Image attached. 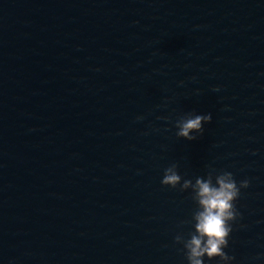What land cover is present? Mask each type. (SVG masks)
<instances>
[{"label":"water","instance_id":"obj_1","mask_svg":"<svg viewBox=\"0 0 264 264\" xmlns=\"http://www.w3.org/2000/svg\"><path fill=\"white\" fill-rule=\"evenodd\" d=\"M225 171L228 264H264V0H0V264H189Z\"/></svg>","mask_w":264,"mask_h":264},{"label":"clouds","instance_id":"obj_2","mask_svg":"<svg viewBox=\"0 0 264 264\" xmlns=\"http://www.w3.org/2000/svg\"><path fill=\"white\" fill-rule=\"evenodd\" d=\"M211 114H188L176 122L178 129L176 135L189 141L203 134V125L211 122ZM171 165L165 169L161 183L175 188L181 180V176ZM190 181L185 180L186 187ZM218 187L213 186L211 175L207 180L198 177L196 184L199 192V205L202 211L196 214L195 226L198 235H192L190 240H185L181 235L175 237L177 243L184 246L186 258L189 264H204V257L209 260L219 258L221 264H228L233 257L227 255L224 249L228 246V238L232 232V222L239 216L235 202L240 196V189L249 186L248 180H243L237 185L231 172H222L216 176Z\"/></svg>","mask_w":264,"mask_h":264}]
</instances>
